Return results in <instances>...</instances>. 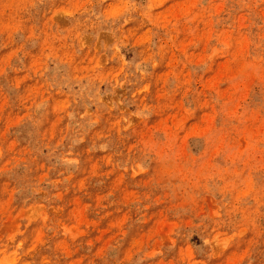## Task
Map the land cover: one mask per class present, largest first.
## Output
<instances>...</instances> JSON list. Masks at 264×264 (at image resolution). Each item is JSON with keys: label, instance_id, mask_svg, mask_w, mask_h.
<instances>
[{"label": "rangeland", "instance_id": "1", "mask_svg": "<svg viewBox=\"0 0 264 264\" xmlns=\"http://www.w3.org/2000/svg\"><path fill=\"white\" fill-rule=\"evenodd\" d=\"M0 264H264V0H0Z\"/></svg>", "mask_w": 264, "mask_h": 264}]
</instances>
